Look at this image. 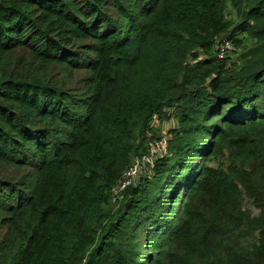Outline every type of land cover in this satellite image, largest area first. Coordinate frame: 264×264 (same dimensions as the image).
Wrapping results in <instances>:
<instances>
[{
	"label": "trees",
	"instance_id": "16d2710c",
	"mask_svg": "<svg viewBox=\"0 0 264 264\" xmlns=\"http://www.w3.org/2000/svg\"><path fill=\"white\" fill-rule=\"evenodd\" d=\"M0 264H264V0H0Z\"/></svg>",
	"mask_w": 264,
	"mask_h": 264
},
{
	"label": "rangeland",
	"instance_id": "374dc122",
	"mask_svg": "<svg viewBox=\"0 0 264 264\" xmlns=\"http://www.w3.org/2000/svg\"><path fill=\"white\" fill-rule=\"evenodd\" d=\"M176 124V121L174 119H171L168 122H164L162 123L161 126L158 127L157 122H154V127L159 129L160 132H158V134L160 135V137L162 138L161 142H151L149 145V157H145L142 161V163H149L151 164L155 158L161 157V155H163L165 153V147H166V141L169 139L168 135H167V131L170 130L171 128H174ZM195 161V160H194ZM133 164V168L136 170V175L137 177H139L141 171L144 169V166L140 163V161H135L132 163ZM139 172V173H138ZM182 175L183 172H182ZM119 192V189H117L115 191V194H117Z\"/></svg>",
	"mask_w": 264,
	"mask_h": 264
},
{
	"label": "built area",
	"instance_id": "2783aa9c",
	"mask_svg": "<svg viewBox=\"0 0 264 264\" xmlns=\"http://www.w3.org/2000/svg\"><path fill=\"white\" fill-rule=\"evenodd\" d=\"M226 48L228 47L226 46ZM221 54H223V51H221ZM220 57H222V55H220ZM135 174H136V170L133 168V166L130 167L122 176V180L119 183V190H122L123 188L128 186L131 183V180Z\"/></svg>",
	"mask_w": 264,
	"mask_h": 264
}]
</instances>
